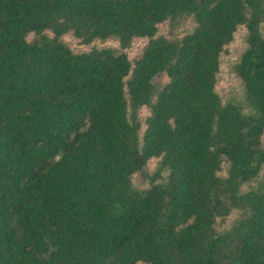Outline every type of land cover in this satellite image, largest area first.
<instances>
[{
  "label": "trees",
  "instance_id": "16d2710c",
  "mask_svg": "<svg viewBox=\"0 0 264 264\" xmlns=\"http://www.w3.org/2000/svg\"><path fill=\"white\" fill-rule=\"evenodd\" d=\"M239 26L244 97L224 103ZM263 135L264 0H0V264H264Z\"/></svg>",
  "mask_w": 264,
  "mask_h": 264
},
{
  "label": "rangeland",
  "instance_id": "374dc122",
  "mask_svg": "<svg viewBox=\"0 0 264 264\" xmlns=\"http://www.w3.org/2000/svg\"><path fill=\"white\" fill-rule=\"evenodd\" d=\"M192 27V22L190 20L186 21L183 28L189 29ZM159 35L165 36L167 39H172L174 37H180L181 31L177 30L174 32L169 31V27L167 23H163L160 25ZM63 41L68 45V47L74 52H83L89 50L93 46L102 47L105 45H113L117 46L116 42L108 41L104 44L94 41L90 44H82L74 38L71 34H65L62 37ZM146 44V39H138L136 40L132 46L126 49L129 59L133 62L137 58L140 57L141 52ZM246 29L244 26H239L237 31L234 33L232 41L226 47V50L221 53L219 57L220 67L218 73V79L215 85V91L218 93L220 98L224 103L227 102H238L242 101L244 97V89L242 81L235 75L232 70V66L236 63L241 54L246 49ZM166 81V76L163 73L158 74L154 78V82L157 85H160ZM148 114V110L145 107H141L138 110V118L140 121V129H139V136L141 135L144 129V118ZM140 142V139H139ZM263 144H264V135H263ZM160 158H151L147 161L144 169L148 173V175H152L159 164ZM228 163L224 161L221 166V170L219 175L225 176L227 173ZM167 175V170H163L161 172V177L156 182L164 181ZM132 183L135 188L144 189L149 187L150 182L148 179L144 178L140 173L136 172L132 176ZM255 183L252 182L250 185H254ZM248 184H244L241 188L242 191H246L249 186ZM238 216V211H233L225 221H220L218 228L220 230L228 229L234 220Z\"/></svg>",
  "mask_w": 264,
  "mask_h": 264
}]
</instances>
